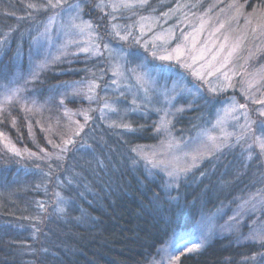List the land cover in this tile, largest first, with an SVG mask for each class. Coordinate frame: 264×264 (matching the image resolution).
I'll return each instance as SVG.
<instances>
[{
	"label": "trees",
	"instance_id": "trees-1",
	"mask_svg": "<svg viewBox=\"0 0 264 264\" xmlns=\"http://www.w3.org/2000/svg\"><path fill=\"white\" fill-rule=\"evenodd\" d=\"M72 3L51 8L48 0H0V264H148L172 235L209 217L216 219V237L179 264H264L262 156L234 136L217 147L205 144L177 178L162 163L154 167L148 152L159 154L167 142L189 150L218 102L181 95L170 113L166 105L143 108L105 94L116 83L104 50L94 57L42 43L49 19ZM182 3L213 21L223 15L228 21L229 8L239 6L241 17L264 5L150 0L140 12L163 17ZM85 14L119 44L106 11ZM257 50L251 71L263 89L264 49ZM148 64L152 71L158 66ZM157 74L167 76L163 67ZM108 99L128 115L104 119ZM232 218L237 230L221 231Z\"/></svg>",
	"mask_w": 264,
	"mask_h": 264
},
{
	"label": "rangeland",
	"instance_id": "rangeland-1",
	"mask_svg": "<svg viewBox=\"0 0 264 264\" xmlns=\"http://www.w3.org/2000/svg\"><path fill=\"white\" fill-rule=\"evenodd\" d=\"M149 1L74 0L60 16L49 19L42 43L47 46L58 43L57 46L63 49L71 45L74 54L90 52L94 57L104 50L108 69L116 83L105 94L120 98V102L129 99L133 105L143 108L166 105L164 111L171 113L181 95L195 98L205 94L217 100L210 124L198 132L199 140L193 147L185 152L183 147L167 142L159 154L148 152L149 159L162 163L159 165L173 179L179 176L187 158H190L189 163L194 162L202 149L211 145L217 147L221 141L234 136L243 141L249 151L259 152L264 159V151L256 142L257 137L264 139V134L260 135L264 125V116L260 112L264 111V103L259 102L264 101V88L254 81L250 62L257 49H264V5L255 13H241V17L239 6V12L229 8L228 21L224 19L225 15L223 19L213 21L210 17L214 16L196 13L186 7V3L177 5L163 17L141 14ZM91 10L108 13L110 31L117 36L119 44H113L98 32L85 14ZM102 41L104 49L99 46ZM122 42L139 46L138 51L148 50L150 58L142 52H132ZM162 56L172 58L161 59ZM149 61L158 65L155 71ZM162 67L167 74L163 80L157 74ZM169 75H174L175 79L169 80ZM238 87L239 91L236 90ZM104 104V119L120 121L128 115V110L124 113L125 108L112 100L108 99ZM167 117L161 118L163 124ZM254 124L257 133L252 132ZM205 144L209 145L204 148ZM242 212L236 216L242 218ZM209 218L201 220L193 229L172 235L148 264H179L182 255L202 251L217 234L216 219ZM239 223L237 218H232L221 231L235 232ZM177 245L182 250L176 251ZM194 245L199 246L194 248Z\"/></svg>",
	"mask_w": 264,
	"mask_h": 264
},
{
	"label": "snow or ice",
	"instance_id": "snow-or-ice-1",
	"mask_svg": "<svg viewBox=\"0 0 264 264\" xmlns=\"http://www.w3.org/2000/svg\"><path fill=\"white\" fill-rule=\"evenodd\" d=\"M47 6L51 7V8L59 7L60 6V0H48V5ZM124 6H128V5H124ZM81 30H83V29H81ZM122 38H124V37H122ZM160 58L161 59H171L172 57L171 56H162ZM177 58H179V52H178ZM113 74L115 75L116 73H113ZM8 99H10V98L6 97V101ZM259 102L260 103H264V101H259ZM61 103H63V100H61ZM260 115L264 116V111L260 112ZM87 118L88 117L85 115V119L86 120H87ZM70 142L71 141L69 140V141H66L65 143H70ZM256 142L259 145L261 151H264V139H261L260 137H257L256 138ZM149 162L152 163L154 167L157 166V163L155 161H149ZM198 246L199 245H194L193 247L195 248V247H198ZM184 247H187V245H184ZM180 250H182V249L179 247V245H177L176 251H180ZM191 250H193V249H189V251H191Z\"/></svg>",
	"mask_w": 264,
	"mask_h": 264
}]
</instances>
